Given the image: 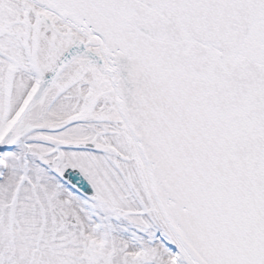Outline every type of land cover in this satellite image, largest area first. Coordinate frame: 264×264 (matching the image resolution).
<instances>
[{
	"label": "snow or ice",
	"instance_id": "obj_1",
	"mask_svg": "<svg viewBox=\"0 0 264 264\" xmlns=\"http://www.w3.org/2000/svg\"><path fill=\"white\" fill-rule=\"evenodd\" d=\"M0 264H264V0H0Z\"/></svg>",
	"mask_w": 264,
	"mask_h": 264
}]
</instances>
